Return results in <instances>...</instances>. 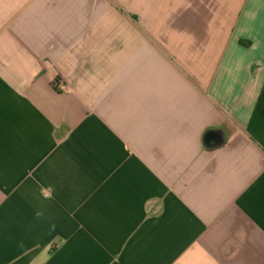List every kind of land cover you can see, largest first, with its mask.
I'll use <instances>...</instances> for the list:
<instances>
[{
    "label": "crops",
    "instance_id": "0c3cea01",
    "mask_svg": "<svg viewBox=\"0 0 264 264\" xmlns=\"http://www.w3.org/2000/svg\"><path fill=\"white\" fill-rule=\"evenodd\" d=\"M0 264H264V0H0Z\"/></svg>",
    "mask_w": 264,
    "mask_h": 264
},
{
    "label": "clouds",
    "instance_id": "9594fccd",
    "mask_svg": "<svg viewBox=\"0 0 264 264\" xmlns=\"http://www.w3.org/2000/svg\"><path fill=\"white\" fill-rule=\"evenodd\" d=\"M37 215L39 216V215H40V213H37Z\"/></svg>",
    "mask_w": 264,
    "mask_h": 264
}]
</instances>
